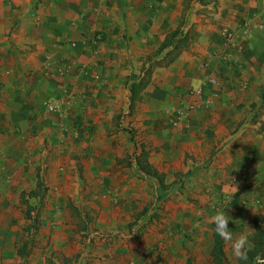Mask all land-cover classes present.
<instances>
[{
	"label": "crops",
	"instance_id": "crops-1",
	"mask_svg": "<svg viewBox=\"0 0 264 264\" xmlns=\"http://www.w3.org/2000/svg\"><path fill=\"white\" fill-rule=\"evenodd\" d=\"M180 23L191 43L154 66ZM226 31L234 38L224 50ZM150 63V81L130 109L132 76ZM115 132L125 143L114 152L143 149L164 182L174 179L167 166L185 170V195L199 201L193 213L207 209L210 222L213 202L231 198L235 224L260 216L264 229V0H0V172L5 153H34L20 146L26 138L54 157L40 164L57 181L75 152L88 181L132 182L142 175L134 158L116 179L110 169L122 160L96 151Z\"/></svg>",
	"mask_w": 264,
	"mask_h": 264
},
{
	"label": "rangeland",
	"instance_id": "rangeland-1",
	"mask_svg": "<svg viewBox=\"0 0 264 264\" xmlns=\"http://www.w3.org/2000/svg\"><path fill=\"white\" fill-rule=\"evenodd\" d=\"M7 134L11 146L13 134ZM20 141L21 147L34 153L13 157L11 151L2 159L5 168L0 172V264H185L187 260L210 264L213 228L208 222V210L192 212L199 201L185 195L189 184L181 166L166 167V172H175L173 181L165 182V191L155 179L135 173L129 183H93L88 181L84 165L78 168L80 156L72 152L66 160L64 180L57 181L40 164L42 159L51 163L54 157L36 149L38 142L26 138ZM124 143V138L115 132L109 147L99 142L96 148L102 160L108 155L112 159L115 154L118 157L114 158L122 160L120 169H110V173L118 171L116 179H124L119 171L138 155L135 145L133 155L125 149L114 152ZM65 155L60 154L58 159ZM88 160L85 158V162ZM37 175L46 190L42 197L29 201L34 207L31 214L37 219L33 223L24 216L26 205L20 203L19 194L35 187ZM125 190L133 197H113V193L119 195ZM94 191L104 195L93 198L89 194ZM254 217L250 220L242 216L238 224L230 222L228 227L239 233L248 226L252 234ZM224 252L230 264H237L225 242Z\"/></svg>",
	"mask_w": 264,
	"mask_h": 264
},
{
	"label": "trees",
	"instance_id": "trees-1",
	"mask_svg": "<svg viewBox=\"0 0 264 264\" xmlns=\"http://www.w3.org/2000/svg\"><path fill=\"white\" fill-rule=\"evenodd\" d=\"M179 26L170 31L161 46L159 47L157 53L160 54L161 51L164 49H167L165 54H163L161 60L154 63L155 65H168L173 61L175 57L178 56L179 52L186 48L191 43V37L189 35V31L183 32ZM158 54V55H159ZM158 55H154L152 57H158ZM151 58L149 59L150 62ZM152 73V67L151 63L147 67H142L139 71V73L135 76H132L134 78L132 84L129 87L130 92V106L129 108L132 109L135 105V102H138L140 100L141 92L145 89V87L148 85L150 81ZM132 141H133V135ZM148 153L144 151L143 149L140 151L138 155H135L134 160L136 163V167L139 172H141L146 177H149L151 179H155L159 186L161 191H165L166 184L164 182V174L159 173L155 170V168L148 162L147 160ZM46 187L43 183L42 178L37 175L36 176V183L35 187L29 191H21L19 196V201L22 205H26V210L23 211L24 216L27 220H32L33 223H37V219L32 216V212L34 210V207H32L29 204V201L31 199H37L39 197H42L45 193ZM260 216H255L252 220L253 225V232L251 234L250 240L253 244L252 251L249 253V261L251 262L252 257L256 254H264V229L260 225ZM36 231L37 226H32ZM209 257H210V264H230L225 256L224 252V242L221 240L220 237H218L214 231L212 232V242L210 246L209 251ZM185 264H192L190 260H187Z\"/></svg>",
	"mask_w": 264,
	"mask_h": 264
},
{
	"label": "clouds",
	"instance_id": "clouds-1",
	"mask_svg": "<svg viewBox=\"0 0 264 264\" xmlns=\"http://www.w3.org/2000/svg\"><path fill=\"white\" fill-rule=\"evenodd\" d=\"M231 198L225 201V204L220 207H215L210 217L214 233L224 241L230 250V255L237 264H264V254H256L249 261V253L252 251L253 244L250 240L251 230L248 226L246 230L236 233L228 227L229 223H234L235 220L226 211L229 207ZM235 224V223H234Z\"/></svg>",
	"mask_w": 264,
	"mask_h": 264
},
{
	"label": "built area",
	"instance_id": "built-area-1",
	"mask_svg": "<svg viewBox=\"0 0 264 264\" xmlns=\"http://www.w3.org/2000/svg\"><path fill=\"white\" fill-rule=\"evenodd\" d=\"M233 38H234V35L231 32L226 31V33L224 34L223 42H222V46H223L224 50H226L227 48H229L232 45ZM219 57L221 58V60L223 62H227L229 60V58H228L229 55L226 51L220 53ZM195 93H197V92H195ZM58 107H59V104H55V105L49 106V109L53 110V109H56Z\"/></svg>",
	"mask_w": 264,
	"mask_h": 264
}]
</instances>
